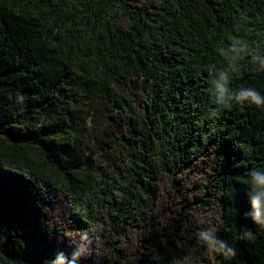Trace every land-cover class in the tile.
Returning <instances> with one entry per match:
<instances>
[{
    "label": "trees",
    "instance_id": "trees-1",
    "mask_svg": "<svg viewBox=\"0 0 264 264\" xmlns=\"http://www.w3.org/2000/svg\"><path fill=\"white\" fill-rule=\"evenodd\" d=\"M0 264H264V0H0Z\"/></svg>",
    "mask_w": 264,
    "mask_h": 264
},
{
    "label": "rangeland",
    "instance_id": "rangeland-1",
    "mask_svg": "<svg viewBox=\"0 0 264 264\" xmlns=\"http://www.w3.org/2000/svg\"><path fill=\"white\" fill-rule=\"evenodd\" d=\"M95 102L96 100L94 99V97L91 96L90 100L85 105H82L78 110L79 116L82 119H87V127H89L88 133H90L91 141H94L93 138L97 134V122L103 121V119L100 118L94 111V106L96 105Z\"/></svg>",
    "mask_w": 264,
    "mask_h": 264
},
{
    "label": "clouds",
    "instance_id": "clouds-1",
    "mask_svg": "<svg viewBox=\"0 0 264 264\" xmlns=\"http://www.w3.org/2000/svg\"><path fill=\"white\" fill-rule=\"evenodd\" d=\"M232 255H234V253H232Z\"/></svg>",
    "mask_w": 264,
    "mask_h": 264
}]
</instances>
